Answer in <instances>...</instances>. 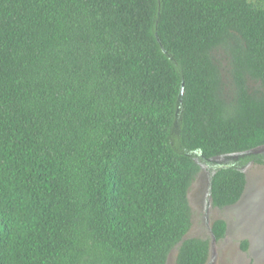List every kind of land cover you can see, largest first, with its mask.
I'll list each match as a JSON object with an SVG mask.
<instances>
[{
    "label": "trees",
    "instance_id": "obj_1",
    "mask_svg": "<svg viewBox=\"0 0 264 264\" xmlns=\"http://www.w3.org/2000/svg\"><path fill=\"white\" fill-rule=\"evenodd\" d=\"M263 145L264 0H0V264H207Z\"/></svg>",
    "mask_w": 264,
    "mask_h": 264
},
{
    "label": "rangeland",
    "instance_id": "obj_2",
    "mask_svg": "<svg viewBox=\"0 0 264 264\" xmlns=\"http://www.w3.org/2000/svg\"><path fill=\"white\" fill-rule=\"evenodd\" d=\"M235 159L238 158L231 160ZM243 169L247 177L246 188L233 206L223 208L212 205L207 181L211 174L204 169L189 191L193 225L187 237L209 238L212 242V222L223 218L228 223L226 235L216 240L207 264H264V163H250ZM176 255L175 248L168 264H176Z\"/></svg>",
    "mask_w": 264,
    "mask_h": 264
},
{
    "label": "water",
    "instance_id": "obj_3",
    "mask_svg": "<svg viewBox=\"0 0 264 264\" xmlns=\"http://www.w3.org/2000/svg\"><path fill=\"white\" fill-rule=\"evenodd\" d=\"M184 89H185V82H183V85H182L181 95L184 94ZM180 101H182V98H180ZM263 152H264V145L256 147V148H253V149H250V150H247V151H244V152H240V153H230V154H223V155L213 156V157L210 158V160L213 161V162H217V163H226L228 160H231L233 158H239V156L244 155V154H258V153H263ZM201 166H202V169L205 170V172H207V173L209 172L210 173V171L207 168V165L201 164ZM205 168H207V170ZM201 177H202V174H200L199 179H201ZM208 177H210V176H208ZM207 181H208V196H209V200H211V195H210V181H211V177L208 178ZM188 197H189V194H188ZM211 231H212V229H211ZM184 238H188L187 234L185 235ZM216 240H217L216 237L213 235V240L211 242V247H210V251H211L210 254L212 253V250L214 248V244L216 243ZM171 256H172V252L169 255L168 262L171 259ZM168 262H167V264H168Z\"/></svg>",
    "mask_w": 264,
    "mask_h": 264
},
{
    "label": "flooded vegetation",
    "instance_id": "obj_4",
    "mask_svg": "<svg viewBox=\"0 0 264 264\" xmlns=\"http://www.w3.org/2000/svg\"><path fill=\"white\" fill-rule=\"evenodd\" d=\"M261 154H264V152L263 153H261ZM263 159H264V157H263ZM250 163H264V161L263 162H258V161H256V160H250L247 164H245V165H248V164H250ZM243 167H245V166H243ZM207 168H208V170H209V166L207 165ZM211 201V200H210ZM206 203H207V205H208V200L206 199ZM236 204V203H235ZM235 204H231V205H226V206H224L223 208H225V207H229V206H233V205H235ZM213 205V204H212ZM215 207H218V206H215ZM208 209V208H207ZM227 230H228V223H227ZM226 233H227V231H226ZM222 239V238H221ZM220 240V239H219Z\"/></svg>",
    "mask_w": 264,
    "mask_h": 264
}]
</instances>
